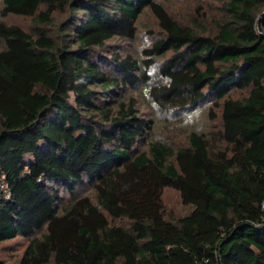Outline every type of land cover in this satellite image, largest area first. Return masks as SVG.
<instances>
[{
  "label": "trees",
  "instance_id": "trees-1",
  "mask_svg": "<svg viewBox=\"0 0 264 264\" xmlns=\"http://www.w3.org/2000/svg\"><path fill=\"white\" fill-rule=\"evenodd\" d=\"M192 3L0 0V264H264V0Z\"/></svg>",
  "mask_w": 264,
  "mask_h": 264
},
{
  "label": "rangeland",
  "instance_id": "rangeland-1",
  "mask_svg": "<svg viewBox=\"0 0 264 264\" xmlns=\"http://www.w3.org/2000/svg\"><path fill=\"white\" fill-rule=\"evenodd\" d=\"M163 1L164 2L167 1L168 4L170 3L171 5L169 8H173L175 11L179 12L181 19H183L187 15L189 18V13H191L194 9L193 3H192L193 0H163ZM157 27L158 26H156V21L151 14L146 13L144 16H142V18L140 19V22H139V37H138V39H136L132 43L133 48H131V49H136V50L138 49V51H139V48L141 46L149 44L152 40L150 41L151 36L147 35V33L150 30L157 32L158 31ZM136 56L139 57L138 52L136 53ZM141 92L142 91H138L135 93H131L130 95L139 96V95H141ZM137 101L139 103V107L142 109V111L144 113L147 114V116H149L151 112L154 113L153 108L151 107V105L148 103V101L145 98L141 97ZM180 127H181L180 125L175 124L173 129H169V127H167L166 123L160 121V122H158V125H157L155 131H156V135H159L161 133L165 134V130H167V129L169 131L175 133V134H178L181 130ZM164 202L168 207L179 212L180 214H185V213L190 211L189 210L190 208L184 207L182 205L180 197H179L178 193L175 191L167 190L164 193ZM9 252L14 253V255L15 254L19 255L22 253L21 248H18L17 250H12V251L10 250ZM10 258L11 257L8 253H4L3 251L0 252V261L3 260V261H6L9 263L12 261V259H10ZM15 260H16V258L14 259V261Z\"/></svg>",
  "mask_w": 264,
  "mask_h": 264
},
{
  "label": "built area",
  "instance_id": "built-area-1",
  "mask_svg": "<svg viewBox=\"0 0 264 264\" xmlns=\"http://www.w3.org/2000/svg\"><path fill=\"white\" fill-rule=\"evenodd\" d=\"M263 207H264V205H263Z\"/></svg>",
  "mask_w": 264,
  "mask_h": 264
}]
</instances>
